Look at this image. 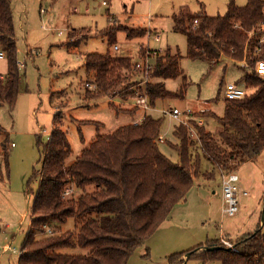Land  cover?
I'll return each mask as SVG.
<instances>
[{"label":"trees","instance_id":"16d2710c","mask_svg":"<svg viewBox=\"0 0 264 264\" xmlns=\"http://www.w3.org/2000/svg\"><path fill=\"white\" fill-rule=\"evenodd\" d=\"M172 19L174 31L187 39V58L211 64L229 59L245 66L240 84L245 87L246 96L236 101L225 100L221 117L211 110L196 114L201 119H216L222 127L219 134L197 121L190 122L197 137L186 126H176L173 132L176 144L170 141L168 144L178 155L177 163L159 147L164 120L147 114L139 125L132 123L108 135L98 134L90 147L68 166L72 149L62 118L69 107L67 104L55 107L54 126L41 152L38 189L18 264H128L174 208L186 201L194 180L203 173L202 158L222 173L230 174L237 173L264 150V76L256 72V65L264 62V41L261 42L264 1L247 0L244 7H239L236 0H230L226 14L216 17L204 11L193 14L184 6ZM120 31L125 32L127 40L142 39L147 34L146 30L123 28L114 23L102 36L109 46L115 45ZM74 44L78 43L68 45ZM0 49L8 61L7 76H0V107L12 110L18 101L21 76L10 0H0ZM142 53L146 52L141 48ZM181 59L179 53L166 50L155 59L151 69V79L155 82L148 83L141 92L135 91L148 98L152 109L159 101L184 100L190 83L181 68ZM84 65L90 79L85 83L84 96L90 105L117 98L125 83L120 74L138 70L131 57L111 52L89 54ZM179 78L182 79L180 90L170 92L165 82ZM87 85L95 89L90 90ZM132 90L124 93V98L134 97L136 93ZM114 108L132 117L142 112L139 108ZM0 133L5 134L1 128ZM8 149L6 138L2 157L7 169ZM204 173L208 177L212 175ZM67 189L72 192L70 197H65ZM69 220L77 223V229L47 234L49 221L65 225ZM233 245L235 249H229L222 240L209 241L171 257V263H184L183 258L190 255L187 261L197 259L204 264H264L261 229Z\"/></svg>","mask_w":264,"mask_h":264},{"label":"rangeland","instance_id":"374dc122","mask_svg":"<svg viewBox=\"0 0 264 264\" xmlns=\"http://www.w3.org/2000/svg\"><path fill=\"white\" fill-rule=\"evenodd\" d=\"M10 1L21 80L15 108L0 107V128L5 130L4 135L0 133V264H18V254L29 231L30 211L38 189L41 152L54 126L55 107L63 104L69 107L64 112L62 124L72 149V156L67 161L70 166L90 147L98 134L108 135L134 123L135 117L118 113L114 107L134 109L137 98L141 96L136 92L155 82L151 79V69L156 58L147 60L149 48L153 51L162 49L159 53L162 56L166 48L174 54L179 53L181 68L190 83L184 100L159 101L149 113L156 119L164 120L161 134L173 144H176L173 131L179 121L163 115L164 110L176 108L184 112L191 109L194 113L192 118L198 120L201 118L196 114L203 110H211L221 117L225 103L224 86L233 83L245 89L240 84L245 66L229 59L211 64L187 58V39L176 33L173 27L172 17L181 7L186 6L193 14H198L201 4L205 13L216 17L226 14L230 0H109L110 6H104L101 0ZM246 4L247 0H236L237 6L244 7ZM113 19L123 28L148 30L145 38L136 40H127L125 32L120 31L115 45L125 48L134 62L141 63V67L143 63L148 66L150 63V66L146 68L145 64L144 69L122 72L120 76L126 84L116 94L117 98L90 105L84 96L85 83L90 80L84 65L85 56L108 52L117 54L115 45L109 46L102 36L114 27ZM88 30L90 33H87ZM154 30L164 41L157 43L154 40ZM69 34L72 35L71 40ZM69 43L78 44L70 46ZM139 47L146 52L144 55L140 54ZM262 69L264 72V67ZM5 70L4 75L8 73L7 57L0 60V73ZM165 86L170 92L177 93L182 79L166 81ZM131 90L136 91V95L124 98L123 94ZM207 128L214 134L222 131L214 118H208ZM6 138L10 155L8 169L2 157V144ZM159 147L173 162L179 161L169 144ZM202 169L203 173L194 180L186 201L174 208L167 221L134 253L128 264H204L197 259L187 261V256L183 258L184 263H171L170 258L209 241L223 239L227 245L234 247L237 240L248 234L260 229L264 233V150L237 172L241 190L240 211L235 217H228L222 212L221 170L204 158ZM204 172H211L212 175L208 177ZM242 191H247L248 197L243 198ZM47 229L48 235L58 231L66 233L77 229V223L69 220L60 225L49 221ZM225 243L222 242L226 247ZM7 244L11 250L4 252Z\"/></svg>","mask_w":264,"mask_h":264},{"label":"built area","instance_id":"2783aa9c","mask_svg":"<svg viewBox=\"0 0 264 264\" xmlns=\"http://www.w3.org/2000/svg\"><path fill=\"white\" fill-rule=\"evenodd\" d=\"M103 2L104 6H107L108 3L106 0H101ZM62 35V32L59 33ZM150 36V34L148 35ZM156 42L161 41V37L159 35H153L152 36ZM264 39H262L261 42H263ZM149 47V44L147 45ZM140 48V47H139ZM141 50V48H140ZM114 51L120 55L121 57H131L130 54L125 50V48H121L117 45L114 46ZM148 56L147 60L149 61L152 58H157L162 52V50L158 51H153L150 48L148 49ZM154 55L152 57L151 54ZM6 58V55L3 50L0 49V60H4ZM146 64V63H145ZM143 63V66L141 67V63H137V68L136 69H141L147 65ZM150 66V63H148ZM147 65L146 68H149ZM20 67H23V65H20ZM264 67V62H259L256 65V72L257 74L264 76V72L262 68ZM147 83V82H146ZM224 95H225V100L226 101H236V100H241L246 96V91L243 88L238 87L237 85L233 83H228L224 86ZM138 97V96H137ZM134 108H139L142 111L141 117H139L137 120L134 121L135 125H139L143 122L145 116L152 110V108L149 105V100L146 96H140L137 98V102L134 104ZM164 115H169L171 118H174L179 121V125H184L187 128H189L190 133L192 136H195L194 130L190 127V122L192 121V117H194V113L191 109H188L184 112H181L178 109H171L168 112H163ZM194 121H197L199 125H202L203 121L198 120V119H193ZM158 142L160 144H165L166 143V137L163 135H160ZM14 147V145H13ZM240 177L239 175L234 172L230 174L226 173H221V191H222V200H223V205H222V212L224 215L228 217H235L239 211H240V201H239V193H240ZM71 190L67 189L65 193V197H70L71 195ZM244 195H247V193H244ZM51 233V231H49ZM225 243V241H222ZM226 244V243H225ZM226 247H230L231 249H235L231 245H227ZM11 250V247L9 244L5 245L3 251L8 252Z\"/></svg>","mask_w":264,"mask_h":264},{"label":"crops","instance_id":"0c3cea01","mask_svg":"<svg viewBox=\"0 0 264 264\" xmlns=\"http://www.w3.org/2000/svg\"><path fill=\"white\" fill-rule=\"evenodd\" d=\"M199 4V3H198ZM107 6H110V1H109V3H108V5ZM202 5L200 4V12H203L204 10H205V8L203 9L202 7H201ZM240 7V6H239ZM227 8H228V6H227ZM109 12V11H108ZM200 12H198V13H200ZM204 12H206V11H204ZM13 17H14V13H13ZM109 17H110V14H109ZM113 17V16H112ZM114 20V19H113ZM114 23H116V21L114 20ZM174 27V26H173ZM133 29H136V28H133ZM138 29V28H137ZM73 30H76V29H73ZM148 31V30H147ZM150 31V30H149ZM155 31V30H154ZM153 32V31H152ZM154 34H156V35H159L160 37H161V35L158 33V32H154ZM151 40V39H150ZM149 40V41H150ZM163 39H161V41H162ZM160 41V42H161ZM164 41V40H163ZM160 42H157V43H160ZM149 44V43H148ZM140 49V48H139ZM169 48H166V49H164V50H168ZM160 50H162V49H160ZM30 53V52H29ZM28 53V55L29 56H32V55H30ZM6 73V70L4 71V72H2V73H0V76H2V77H6V75H4ZM103 102V101H102ZM105 102V101H104ZM100 103V102H99ZM69 109V108H68ZM154 109H152L149 113H151L152 111H153ZM53 111H55L56 112V110L55 109H53ZM168 111H170V110H167V111H163V112H168ZM163 112H162V114H163ZM148 113V114H149ZM141 115H142V112H140V113H137V115L135 116V120H137L139 117H141ZM164 115V114H163ZM200 120H202L203 121V123H202V125H207V123H208V120L207 119H200ZM179 124V123H178ZM176 126H178V125H176ZM3 131H5L4 129H3ZM174 132V131H173ZM5 133V132H4ZM50 134V133H49ZM162 135V134H161ZM173 138H174V134H173ZM168 139L166 138V142H167V144H168ZM176 142V141H175ZM173 143V142H172ZM13 145H14V147H15V144H12L11 146L13 147ZM220 177H221V173H220ZM240 177V176H239ZM221 180V179H220ZM240 181H241V179H240ZM221 185V184H220ZM221 188V187H220ZM244 193H247V191H242V196H243V198H246V197H248V194L247 195H244ZM223 240V239H222ZM240 240V239H239ZM238 241V240H237ZM19 255V254H18ZM19 259V258H18Z\"/></svg>","mask_w":264,"mask_h":264},{"label":"water","instance_id":"95a60500","mask_svg":"<svg viewBox=\"0 0 264 264\" xmlns=\"http://www.w3.org/2000/svg\"><path fill=\"white\" fill-rule=\"evenodd\" d=\"M189 257H190V255L187 256V258H189Z\"/></svg>","mask_w":264,"mask_h":264}]
</instances>
